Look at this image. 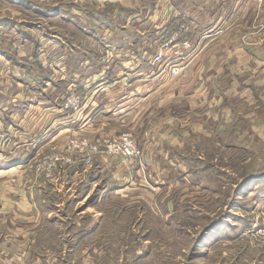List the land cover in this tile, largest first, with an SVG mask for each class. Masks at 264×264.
Segmentation results:
<instances>
[{
  "label": "crops",
  "instance_id": "obj_1",
  "mask_svg": "<svg viewBox=\"0 0 264 264\" xmlns=\"http://www.w3.org/2000/svg\"><path fill=\"white\" fill-rule=\"evenodd\" d=\"M90 1H94L97 7L100 5L95 21L99 22V37L106 39L103 47H109L115 53L106 58L109 61L103 60L101 45L92 48L96 28L92 24L87 27L84 22L79 24L82 27L75 30V40L72 37L68 45L53 36L51 51L46 50L44 44L40 50L28 51V46L23 45L25 49L17 48L19 58L47 64L42 74L32 71L30 64L12 65L20 63L12 60L9 54L8 64H1L5 58L0 55V123L4 132L12 131L9 119L14 116L17 105L31 106L30 102L36 99L41 106L37 108V122L24 128L34 138L29 145H24L26 149L23 150L32 147L41 151L45 145L52 144L64 151L70 137L84 136L102 143L110 136L128 131L135 135V139L143 140L139 146L144 153V163L149 165L153 160L179 165L190 158L181 151L206 134L248 132L259 135L263 144L264 0ZM68 17L75 21V18ZM181 21L188 22L195 29V43L201 45L198 55L177 78L157 76L158 68L148 61L158 50L152 45L153 40L163 36L161 41L165 42ZM254 22L258 24L252 30ZM238 23L241 26H235ZM219 30L225 31L224 34L217 32ZM241 37L245 38V43L240 42ZM45 53L47 56L42 57ZM48 56L47 63H44L42 59ZM8 74L36 89L32 92L33 98L25 88L8 91ZM14 84L16 86L17 82ZM69 86H75L77 92L87 99L79 118L58 108L64 90H69ZM22 89L25 91L21 92ZM194 98L197 111L194 110ZM192 117L201 118L193 120ZM205 117L212 121V125H208ZM42 121L44 126L38 130ZM22 158H16L15 163L8 159L9 168L24 163ZM110 158L104 154L96 155L92 167L76 165L47 177L54 181V191L58 195L66 184L61 183L62 178L71 177L69 197L80 205L57 204L48 209L33 206L30 200L25 202L26 195L14 200L11 195H5L0 202V264H44L49 259L56 261L55 264L62 261L67 264V260L57 254L58 248L51 255L47 252V258L37 255L29 259L28 255L31 254L29 247L35 243L60 246V230L54 236L58 227L56 222L62 224L64 220L58 216L71 212L79 218L66 232L74 245L68 264H78L77 259L80 264H105L101 254L94 255L87 249L77 252V249L105 241L100 234L105 218L103 210L99 205L83 203L93 198L99 203L104 192L108 191L110 173L121 178L117 171L121 168L116 169V162ZM114 180L120 179L115 176ZM84 182L85 188H78ZM50 222V228L44 229L45 223ZM8 230L15 234L13 238H8ZM14 248L20 251H14Z\"/></svg>",
  "mask_w": 264,
  "mask_h": 264
},
{
  "label": "rangeland",
  "instance_id": "obj_2",
  "mask_svg": "<svg viewBox=\"0 0 264 264\" xmlns=\"http://www.w3.org/2000/svg\"><path fill=\"white\" fill-rule=\"evenodd\" d=\"M255 1L259 2V0ZM99 6L98 4L97 7L94 1L90 0H0V55L5 58L2 59L1 64H8L9 54L12 60L20 63L12 65L18 67L22 65L21 63L30 64L32 71L37 70L42 74L41 71L47 68V64L19 58L16 54L17 48H24L23 45L28 46V51L40 50L44 44V48L51 51L53 36H57L62 44L68 45L72 37L75 40V30L81 28L79 24L83 22L87 27L88 24H92L96 28L95 36L92 38L94 43L92 48L95 49L97 46L99 48L101 45L104 48L103 60L109 61L106 58H111L115 53L109 47H103L102 43L106 42V39L99 37V22L95 21L99 15ZM68 16L75 18V21H71ZM183 23L191 25L186 21H181L180 24ZM253 24L251 29L255 30L254 27L258 22ZM194 31L195 29L191 27L190 36L196 45L197 36ZM217 32L224 34L225 31ZM161 39L163 36H157V39L153 40L152 45L156 50L164 46ZM241 41L245 43V38L241 37ZM197 47L200 50L201 45ZM197 55L198 52L193 58L195 59ZM45 56L47 53L42 55ZM49 56L42 61L47 63ZM160 70L157 76L164 75L170 78ZM8 78V91L12 88L15 91L18 88H25L26 91L23 89L20 91L28 92L33 98L32 92L36 89L27 86L23 81L14 80L15 77L11 74H8ZM12 79L17 82L16 86ZM64 91L66 92L63 98L71 91L77 90L72 86L69 90L65 88ZM63 98L58 102V108L66 112L61 108ZM83 100L86 105L87 99ZM36 101V99L31 101V106L25 103L17 105L13 111L14 116H10L9 119L13 126L11 132L5 133L0 123V197L2 195L0 202L5 195H11L12 200L20 195H26L28 198L25 202L30 200L33 201V206H45L48 209H52L57 204L80 205L81 203H76L69 197L72 191L71 177L62 178L61 183L66 184L61 188L59 195L54 191V181L47 177L59 171L69 170L76 165L83 168L92 167V161L89 166L83 165L81 158H74L78 156L76 151L70 149L75 159L73 164H58L51 171H40L36 169L40 160L54 152H66L67 148L63 151L51 144L45 145L41 151L30 146L29 150H23L26 149L24 145H29L30 140L34 138L33 135H28L24 128L32 126L39 119L37 108L41 106ZM193 104L195 110L197 108L195 98ZM240 107L242 108L243 105L241 104ZM80 115L78 118L82 116ZM198 118L201 117H192L193 120ZM205 119L208 125H212L210 119L207 117ZM43 126L42 121L38 130ZM123 132L128 131L120 133ZM130 134L133 136L132 133ZM113 136L106 138L102 143L84 136L77 137L103 145ZM133 137L135 139V135ZM135 140L140 148L143 140L139 141L137 138ZM263 144L259 135L248 132L218 134V136L206 134L197 142H190L188 149L181 151L190 158L179 165H172L169 161L165 164L153 160L148 165L144 163V153L141 148L140 160L129 163L124 162L119 155L106 153L93 155L92 160L100 154L112 157L110 159L113 163L116 162L114 163L116 169L121 168L117 170L118 175L122 176L120 178L110 173L109 178L107 177L108 191L104 192L99 203L97 198L90 201L88 199L83 203L99 205L103 210L105 218L100 234L105 241L82 245L78 247L77 252L87 249L94 255L101 254L102 262L105 264H264ZM18 157H23L25 162L9 168L8 159L11 158V162L15 163ZM120 164L122 167L119 166ZM114 165H111L113 170H115ZM115 176L120 180H114ZM43 184L44 187L41 188ZM78 188L83 190L85 182ZM69 215H57L59 219L64 220L62 224L56 222L58 227L54 236L56 231L60 230V246L52 243L43 245L35 243L29 247L31 253L28 255L29 259L37 255L47 258V252L51 255L52 251L58 248L57 254L63 256L68 264L74 245L70 241L71 236H67L66 232L72 227L71 223L79 218L72 212ZM51 225V222L45 223L44 229L50 228ZM14 235L12 230H8V238H13ZM9 248L10 246L8 250ZM14 251L20 250L14 248ZM93 258L95 262V257ZM55 263L57 262L50 259L49 262H44V264ZM77 263H81L80 259H77ZM60 264H64V261Z\"/></svg>",
  "mask_w": 264,
  "mask_h": 264
},
{
  "label": "built area",
  "instance_id": "obj_3",
  "mask_svg": "<svg viewBox=\"0 0 264 264\" xmlns=\"http://www.w3.org/2000/svg\"><path fill=\"white\" fill-rule=\"evenodd\" d=\"M191 26L188 24H179L178 28L173 31L170 37L150 58L149 63L159 66V70L164 72L170 78H177L191 63L195 53L199 52L198 45H194V41L190 36ZM84 98L77 91H71L63 98L62 110L78 116L84 111ZM66 152H54L45 156L36 166L37 170L51 171L58 164L71 165L75 159L81 158L83 165L89 166L92 156L97 153H106L111 155H119L124 162H133L140 160L141 150L134 137L123 132L108 139L103 145L90 142L86 138L70 137L67 142ZM76 151L78 156L74 157L71 150ZM75 159H74V158Z\"/></svg>",
  "mask_w": 264,
  "mask_h": 264
}]
</instances>
